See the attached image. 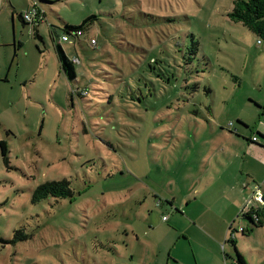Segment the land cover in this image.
Segmentation results:
<instances>
[{"label": "rangeland", "instance_id": "1", "mask_svg": "<svg viewBox=\"0 0 264 264\" xmlns=\"http://www.w3.org/2000/svg\"><path fill=\"white\" fill-rule=\"evenodd\" d=\"M45 1L0 18V264H264V41L234 0Z\"/></svg>", "mask_w": 264, "mask_h": 264}, {"label": "trees", "instance_id": "2", "mask_svg": "<svg viewBox=\"0 0 264 264\" xmlns=\"http://www.w3.org/2000/svg\"><path fill=\"white\" fill-rule=\"evenodd\" d=\"M52 3V2H51ZM52 4H50L49 1L45 0H34L32 8L26 13L19 14V18L23 22V24H37L39 25V21L41 17H45V9L43 6L51 7ZM16 11L14 10V13ZM34 14L33 20L31 22H28L24 19V16L27 14ZM231 21L235 23H241L243 26H245L248 30H250L253 34H255L259 41H264V0H234L233 1V8L231 12L228 14ZM92 18L88 17L86 18L83 23L80 26H70L67 22L65 24L64 29V35L70 37H77L76 32L81 31L83 35V30L86 27V25L90 22ZM81 35V36H82ZM62 36V37H63ZM39 37V36H38ZM80 37V36H78ZM60 39V38H59ZM93 44V43H92ZM195 46V43H193ZM56 52L60 61V65L62 68V71L66 78L70 82H74L77 79V74L74 68L73 61H71L68 56L66 55L65 51L63 50L61 43L55 44ZM197 47H194L192 49L193 53H196ZM257 105V104H256ZM257 107H259L257 105ZM236 135L239 136V134L236 132ZM258 137L256 135H253L258 141H252V139L244 138L248 143L255 144L259 147L264 148V145L259 143V137L264 139V135L261 133H258ZM3 151V155L5 156L8 151L6 148L5 143H0ZM70 181L67 179H62L60 181H50L44 184H41L34 192L33 199L34 201L42 200L48 196H58V197H65L73 196V191L70 189ZM262 211L261 208H250L246 215L244 217L248 218L252 224L255 225V227H262L263 223L258 219V215L256 213H260ZM245 229H242V233H245ZM225 258L229 259L230 257L225 254ZM236 264H248L246 259L242 254H240L237 250V262Z\"/></svg>", "mask_w": 264, "mask_h": 264}, {"label": "crops", "instance_id": "3", "mask_svg": "<svg viewBox=\"0 0 264 264\" xmlns=\"http://www.w3.org/2000/svg\"><path fill=\"white\" fill-rule=\"evenodd\" d=\"M33 2H34V0H27L26 5L23 7L22 5H19V4L15 3L14 0H0V18L5 16V17H10V18L13 19L16 14H18V16H19V14H22L24 12L26 13V11H28V10H30L32 8ZM12 5L14 7H12ZM9 7H10V9H9ZM25 9H27V10L25 11ZM14 10L16 11L15 13H14ZM18 10H19V12H18ZM259 109H261L262 113L264 114V108L259 106L257 110L260 111ZM235 132H237L239 134L238 131H235ZM238 137H240V136H238ZM242 137H245V138L250 140L253 137V135H251V136H242ZM259 143L264 145V143H262L260 140H259ZM250 145L258 147V150H260V151H264V148L259 147V146L255 145V144H250ZM245 151H246L245 154L247 155L249 153V151L248 150H245ZM223 186H224V189L226 191H230L229 185L224 184ZM232 193H233V191L228 193V194H232ZM234 193H235V191H234ZM180 243H182V242H180ZM177 244H179V243H177ZM183 244L184 245H182V249L184 250V249L187 248V246L185 245V243H183ZM176 245H174V247H172V249L174 248L173 249L174 251L177 250ZM166 264H200V263L198 262V260H196L195 263L187 261L179 253L174 255L172 253V250H171L170 257L168 258V261L166 262Z\"/></svg>", "mask_w": 264, "mask_h": 264}, {"label": "built area", "instance_id": "4", "mask_svg": "<svg viewBox=\"0 0 264 264\" xmlns=\"http://www.w3.org/2000/svg\"><path fill=\"white\" fill-rule=\"evenodd\" d=\"M33 17H34V14L29 13V14L24 16V19L27 20L28 22H31L33 20ZM76 35H77V37L81 36L82 32L81 31H77ZM60 41H62V42H71V40H70V38L68 36L61 37ZM92 43L96 44V41L92 40ZM258 43L261 44L260 41H258ZM230 126H232V124ZM251 139H252V141H255V142L258 141V139H256L255 137H252ZM258 199L260 201L264 202V196L263 195H258Z\"/></svg>", "mask_w": 264, "mask_h": 264}]
</instances>
